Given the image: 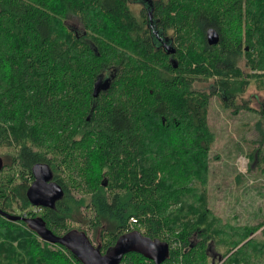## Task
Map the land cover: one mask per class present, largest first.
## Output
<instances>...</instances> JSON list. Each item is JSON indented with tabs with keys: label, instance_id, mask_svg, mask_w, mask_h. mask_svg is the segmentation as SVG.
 Returning a JSON list of instances; mask_svg holds the SVG:
<instances>
[{
	"label": "trees",
	"instance_id": "trees-1",
	"mask_svg": "<svg viewBox=\"0 0 264 264\" xmlns=\"http://www.w3.org/2000/svg\"><path fill=\"white\" fill-rule=\"evenodd\" d=\"M136 1L0 0V147L8 149L0 158L12 172L0 178V210L31 206L25 182L35 164H46L63 192L41 207L55 235L82 230L65 223L83 218L103 252L141 227L180 244L162 264H208L209 239L227 247L221 258L235 249L221 264H264V221L222 223L205 190L209 96L228 106L249 81L264 91V0H149L152 23L144 8L131 11ZM70 16L80 31L66 24ZM208 28L218 33L215 45L206 42ZM152 29L171 41L173 54ZM98 78H109V87L94 97ZM210 79L208 92L192 88ZM0 264L81 263L0 215ZM119 264L153 262L130 252Z\"/></svg>",
	"mask_w": 264,
	"mask_h": 264
},
{
	"label": "rangeland",
	"instance_id": "rangeland-1",
	"mask_svg": "<svg viewBox=\"0 0 264 264\" xmlns=\"http://www.w3.org/2000/svg\"><path fill=\"white\" fill-rule=\"evenodd\" d=\"M141 5L134 2L129 3L131 11L135 14L139 13ZM66 24L78 31L82 27L79 19L74 16L68 17ZM245 62L244 54H241L238 66L246 76L249 70L245 66ZM212 82L211 79L199 80L193 83L192 88L195 91L208 92V87ZM263 102L264 91L258 89L254 81H249L244 91L237 95L232 102L227 103L228 106L217 95H211L208 98L206 122L213 135V141L208 150L206 204L212 215L219 218L222 223L235 227H250L264 221V173L261 171L262 168L264 170V160L262 163L257 160L264 158V113L260 112ZM7 151L8 149L0 147V155ZM254 155L256 163L252 162ZM0 174V178L3 180L8 175L12 176V172L6 168L1 169ZM14 178V184L23 182L20 176L19 179ZM31 181L27 177L25 184L29 185ZM68 190L76 198L86 195L74 187H69ZM27 211L36 213V216H40L42 212L41 208L31 205L23 210L15 208L10 213L29 217ZM82 215L86 216L85 212ZM79 219H77L78 221L76 219L68 220L65 223L67 228L85 230L90 241L95 244L96 236L87 220ZM262 228L255 231L248 239L259 237ZM139 232L143 233L144 229L140 227ZM210 243L212 246L207 254L208 264H212L211 253L217 252L224 255L227 250V247L216 244L213 239H209L206 245L208 246ZM179 246L180 244L175 241L169 245V248H178ZM234 250L220 260L215 259L213 264H221Z\"/></svg>",
	"mask_w": 264,
	"mask_h": 264
},
{
	"label": "water",
	"instance_id": "water-1",
	"mask_svg": "<svg viewBox=\"0 0 264 264\" xmlns=\"http://www.w3.org/2000/svg\"><path fill=\"white\" fill-rule=\"evenodd\" d=\"M208 45L218 43L219 36L214 28L205 31ZM167 53H174V48L165 44ZM109 87V78H98L94 84L93 96L96 97L101 90ZM3 162L0 158V170ZM32 181L26 189V197L32 206L51 207L61 199L63 192L58 184L51 180V170L46 164H35L31 168ZM0 215L9 221H22L28 229L33 231L40 240L49 244H58L68 250L81 264H119L122 257L130 252H137L146 257L153 264H162L169 255L168 243L156 238H150L137 230H132L119 235L114 244L105 252L100 251V246H94L84 231L71 229L62 235H55L46 227L40 216L27 217L9 214L0 210ZM221 259L219 254L218 260Z\"/></svg>",
	"mask_w": 264,
	"mask_h": 264
},
{
	"label": "flooded vegetation",
	"instance_id": "flooded-vegetation-1",
	"mask_svg": "<svg viewBox=\"0 0 264 264\" xmlns=\"http://www.w3.org/2000/svg\"><path fill=\"white\" fill-rule=\"evenodd\" d=\"M136 3L142 4L141 8H144L146 10L149 22L152 23L149 0H139V1H136ZM151 33H153L158 38V40L161 42V45H162L163 48H164L165 44H167L168 46H171V41H169V39L167 37H165V38L159 37L157 31H155L154 29L151 30ZM210 246H211V243L208 245V248H207L208 251L210 250ZM211 254H212L211 255V259H212V263H213L215 259H218L219 254L217 252L216 253L213 252Z\"/></svg>",
	"mask_w": 264,
	"mask_h": 264
},
{
	"label": "built area",
	"instance_id": "built-area-1",
	"mask_svg": "<svg viewBox=\"0 0 264 264\" xmlns=\"http://www.w3.org/2000/svg\"><path fill=\"white\" fill-rule=\"evenodd\" d=\"M130 222H131V223H130V226H132V225L136 222V220L133 219V218H131V219H130Z\"/></svg>",
	"mask_w": 264,
	"mask_h": 264
}]
</instances>
